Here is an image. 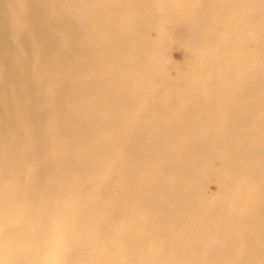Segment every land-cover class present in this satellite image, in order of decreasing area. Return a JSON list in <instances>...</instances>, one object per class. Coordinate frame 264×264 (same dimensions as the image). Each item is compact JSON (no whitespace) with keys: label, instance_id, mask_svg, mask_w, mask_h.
Here are the masks:
<instances>
[{"label":"bare ground","instance_id":"1","mask_svg":"<svg viewBox=\"0 0 264 264\" xmlns=\"http://www.w3.org/2000/svg\"><path fill=\"white\" fill-rule=\"evenodd\" d=\"M0 264H264V0H0Z\"/></svg>","mask_w":264,"mask_h":264}]
</instances>
